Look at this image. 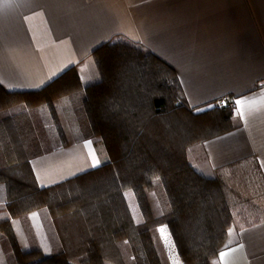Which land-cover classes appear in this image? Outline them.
<instances>
[{"label":"trees","instance_id":"1","mask_svg":"<svg viewBox=\"0 0 264 264\" xmlns=\"http://www.w3.org/2000/svg\"><path fill=\"white\" fill-rule=\"evenodd\" d=\"M112 76L100 49L92 53L98 82L85 85L75 68L39 92L0 89V185L6 219L0 239L10 264H170L158 229L169 232L181 264H212L232 224L228 188L199 172L193 146L234 129L231 106L189 108L174 71L144 46L123 37L107 43ZM98 139L109 163L40 189L30 161ZM49 125L53 134L48 135ZM50 132V131H49ZM46 209L60 223L63 248L23 252L16 219Z\"/></svg>","mask_w":264,"mask_h":264},{"label":"crops","instance_id":"2","mask_svg":"<svg viewBox=\"0 0 264 264\" xmlns=\"http://www.w3.org/2000/svg\"><path fill=\"white\" fill-rule=\"evenodd\" d=\"M116 37L144 46L169 66L189 108L201 112L222 98L232 102L234 129L193 146L190 157L204 175L245 171L264 189V0H0V89L36 93L72 68L84 84H94L98 49L115 76L107 43ZM108 163L94 139L72 141L30 167L44 189ZM5 204L0 185V220L7 218ZM230 204L233 219L221 251L227 255L221 261L220 252L212 264H264V210L251 222ZM10 222L23 252L62 250L64 233L48 210ZM164 228L158 233L170 264H181ZM0 264H10L2 239Z\"/></svg>","mask_w":264,"mask_h":264},{"label":"rangeland","instance_id":"3","mask_svg":"<svg viewBox=\"0 0 264 264\" xmlns=\"http://www.w3.org/2000/svg\"><path fill=\"white\" fill-rule=\"evenodd\" d=\"M56 107L58 116L66 133V139L71 143L73 141V131H71L70 126L68 125L67 118L61 108L62 106L57 103ZM46 128L48 129V135L53 134L51 133L53 131L49 125H46ZM53 137H55L56 142V136L54 134ZM218 177L221 178L228 188L230 201L232 200L236 202V212L242 213L243 216L246 215L250 217V221L258 214H262V211L264 210V189L259 187L256 181L252 180L251 175L248 172H221L218 174Z\"/></svg>","mask_w":264,"mask_h":264},{"label":"built area","instance_id":"4","mask_svg":"<svg viewBox=\"0 0 264 264\" xmlns=\"http://www.w3.org/2000/svg\"><path fill=\"white\" fill-rule=\"evenodd\" d=\"M216 105L221 107V108H224V107H227V106H231L232 102L229 99L222 98L216 103Z\"/></svg>","mask_w":264,"mask_h":264},{"label":"snow or ice","instance_id":"5","mask_svg":"<svg viewBox=\"0 0 264 264\" xmlns=\"http://www.w3.org/2000/svg\"><path fill=\"white\" fill-rule=\"evenodd\" d=\"M235 103H236V105H237V109H239L240 106H241L242 101L239 100V99H237V100L235 101ZM161 232H162V234H163V230H161ZM226 255H227L226 252H221V253H220L221 261H223V259H224V257H225Z\"/></svg>","mask_w":264,"mask_h":264}]
</instances>
